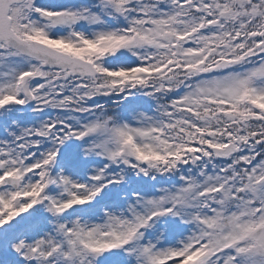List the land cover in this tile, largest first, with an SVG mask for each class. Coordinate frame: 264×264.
I'll use <instances>...</instances> for the list:
<instances>
[{
  "label": "snow or ice",
  "instance_id": "6c2138e0",
  "mask_svg": "<svg viewBox=\"0 0 264 264\" xmlns=\"http://www.w3.org/2000/svg\"><path fill=\"white\" fill-rule=\"evenodd\" d=\"M0 264H264V0H0Z\"/></svg>",
  "mask_w": 264,
  "mask_h": 264
}]
</instances>
